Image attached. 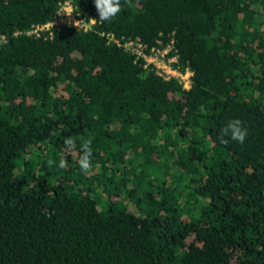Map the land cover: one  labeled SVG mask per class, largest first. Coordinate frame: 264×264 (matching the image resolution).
Listing matches in <instances>:
<instances>
[{
    "label": "trees",
    "instance_id": "1",
    "mask_svg": "<svg viewBox=\"0 0 264 264\" xmlns=\"http://www.w3.org/2000/svg\"><path fill=\"white\" fill-rule=\"evenodd\" d=\"M62 1L0 0V264H264V0H121L27 33ZM136 38L172 40L189 88ZM233 119L246 140L222 144Z\"/></svg>",
    "mask_w": 264,
    "mask_h": 264
},
{
    "label": "built area",
    "instance_id": "2",
    "mask_svg": "<svg viewBox=\"0 0 264 264\" xmlns=\"http://www.w3.org/2000/svg\"><path fill=\"white\" fill-rule=\"evenodd\" d=\"M61 12H70L71 17L65 14L58 15ZM93 17H86V15L78 11L71 0H63L57 11V16L51 20L45 22H38L32 24L27 33H34L36 35L49 34L55 30H58L61 25L69 24L70 22L81 21L79 27L87 29L92 21ZM124 47L129 48L137 56H141L144 60V66H151L154 68L157 74L165 79L176 78L182 87L187 89L190 86V76L192 72L186 67L181 70L175 62L177 61L176 54H170L169 52L173 49L172 40L166 43L163 47H150L146 50V46L138 38L131 39L124 42Z\"/></svg>",
    "mask_w": 264,
    "mask_h": 264
},
{
    "label": "clouds",
    "instance_id": "3",
    "mask_svg": "<svg viewBox=\"0 0 264 264\" xmlns=\"http://www.w3.org/2000/svg\"><path fill=\"white\" fill-rule=\"evenodd\" d=\"M94 6L98 13L99 19L92 18L93 23L99 22H110L112 21L121 11L122 4L121 0H93ZM65 14L71 17L70 12H61L58 15ZM81 21L70 22V26L79 27ZM243 122L239 119H233L227 122V125L221 130L219 140L222 144L229 143V139L243 144L247 137V129L242 126ZM228 137L229 139H225ZM66 151L72 153L76 151V141L72 137H66L64 140ZM91 140L85 141L80 146V155L78 159V165L84 173H88L91 169ZM54 161H48L49 166L54 164ZM67 160L61 159L59 161L60 168L67 167Z\"/></svg>",
    "mask_w": 264,
    "mask_h": 264
}]
</instances>
